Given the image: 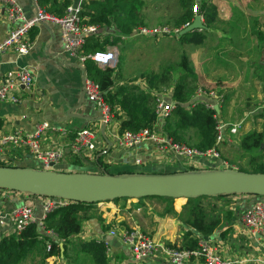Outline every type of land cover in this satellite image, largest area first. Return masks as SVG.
<instances>
[{
    "label": "crops",
    "instance_id": "0c3cea01",
    "mask_svg": "<svg viewBox=\"0 0 264 264\" xmlns=\"http://www.w3.org/2000/svg\"><path fill=\"white\" fill-rule=\"evenodd\" d=\"M16 1L27 17L34 15V0ZM210 1L217 9V16L211 23H206L204 18V30L194 31L192 65L199 77L201 87L217 88L216 90L225 98L223 105L229 101L225 105V111H222L223 105L220 108L223 121L231 125L239 124L241 115L239 117L240 113L235 114V112L240 111L243 105L234 107L232 102L235 101V94L229 95V93H233L237 88V92L243 93L242 98H248L249 90L244 86L251 83L256 86L253 89L256 99L261 101L264 98L262 90L264 73H259L260 70L264 72V0ZM81 2L82 0H73L72 4L77 6ZM148 23L147 15V26ZM11 30L12 25L7 21L4 8L0 4V43ZM117 32L116 28L109 27L100 34L112 38L118 36ZM127 37H122L121 40ZM31 39L33 48L28 55L20 57L14 52H7L0 57V79L7 72L22 66L29 67L35 77V85L31 90H23L19 103L0 102V136L18 131L34 132L41 126H47L41 132V143L47 148L65 149L66 156L59 164V169L69 173L103 175L104 171L99 160L108 166L107 173L112 175L181 173L178 169L181 163L179 159L165 157L151 144H143L137 148H122L117 138L120 134L119 123L115 119L110 126L103 129V124L99 121L100 111L88 101L85 94L83 100L81 98L84 93L82 64L78 58L68 56L64 52L58 25L48 23L37 26L31 33ZM159 40L155 39V41ZM129 75L130 73H127L126 77L122 76L120 65L115 73V81L119 78L116 87L137 84L148 90L145 79L135 81V77ZM240 86L242 89L239 88ZM85 127L98 129V148L93 160L83 157L80 160L82 165L78 166L74 164L69 149L75 133ZM246 133L249 131L242 136ZM239 141L233 136L231 142H225L220 146L219 153L223 161L225 156H230L232 149H238ZM3 159L8 160L14 167L33 168L39 165L26 151L14 148H7ZM136 159H140L142 165H137ZM219 163L206 161L205 165L211 167L209 171L213 170V164ZM149 199L153 198L121 199L117 202L99 203L88 211L75 212L74 218L83 225L75 240L103 242L109 264H171L164 257H156L145 263L140 262L121 243L118 236L126 229L137 227L147 232L156 242L182 247L184 234L192 232L197 240L203 238L216 244L226 257L239 260L252 259L244 264H264V236L249 235L241 219L244 210L256 201L264 202L263 197L235 194L222 198V201L216 200L221 202H214L215 204L209 207L206 204L210 212L213 210L214 216L220 217L222 221L220 228L210 237H203L191 231L183 221V216L179 212L186 201L183 199H162L165 203L166 215L171 213L178 218L179 213L181 217L178 218V222L169 219L168 222L155 225L152 213L156 212L155 206L158 203L154 202L152 206H148ZM44 202L45 199L39 196L0 190V240L11 234L12 213L17 207L24 204L31 205L37 218H42ZM144 215L150 216L152 222L146 221ZM175 224L179 228L173 227ZM112 232H116L118 236H113ZM33 258L34 255H31L23 264H32ZM47 262V264H67L54 257ZM75 264L92 263L89 257L82 256ZM187 264L202 263L192 261Z\"/></svg>",
    "mask_w": 264,
    "mask_h": 264
},
{
    "label": "trees",
    "instance_id": "16d2710c",
    "mask_svg": "<svg viewBox=\"0 0 264 264\" xmlns=\"http://www.w3.org/2000/svg\"><path fill=\"white\" fill-rule=\"evenodd\" d=\"M40 8L56 16H63L73 0H36ZM180 10L170 15L169 25L179 28L194 19V0H177ZM143 0H87L81 4L80 17L85 25L95 26L97 35L86 39L81 56L89 57L96 52L106 51L110 46L119 45L121 38L130 37L140 26H147V13L144 12ZM200 11L205 22L211 23L217 16V9L210 0L200 1ZM172 13L171 11H168ZM114 27L118 36H101L107 28ZM194 32H186L179 36L180 45L192 44ZM121 64V62H120ZM118 67H99L91 59L85 60V70L89 78L99 85L100 91L110 106L114 119L119 123V133L126 131L138 132L142 129L155 127L158 124L156 94L169 88L173 90L172 100L176 109L161 125L162 132L178 143L206 152L215 147L217 111L207 108L204 103L190 107V102L199 85V77L192 65L190 56L182 51L176 64L163 67L158 73H149L146 77L148 90L140 85H119L116 87L115 73ZM180 71L175 78L174 73ZM137 81V80H135ZM203 88V87H202ZM205 90V88H204ZM263 113V112H261ZM264 118V113L261 114ZM264 128L244 134L239 143V161L246 159L245 166L238 171L253 174H264ZM75 165L81 166V157L73 156ZM99 160V158H98ZM234 162V161H232ZM235 163V162H234ZM103 175L108 174V166L99 160ZM1 167H11L0 164ZM69 173L66 170L58 171ZM177 173V172H176ZM122 175V174H120ZM31 195V194H30ZM228 195L190 197L184 205L183 221L191 231L200 236L210 237L221 226L220 217L210 212L205 202L214 198L221 200ZM162 200V198H160ZM128 200V199H123ZM172 200V199H167ZM119 200H113L117 202ZM97 204L75 203L60 207L50 213L44 220L45 231H51L54 236L43 232L38 224H31L20 234L11 233L0 240V264H23L34 255L32 264H47L54 257L67 264H75L82 256L89 257L92 264H109L106 246L97 241H76L75 237L82 230V223L74 218L78 211H88ZM198 240L192 232H186L182 248H197ZM50 246V248H48Z\"/></svg>",
    "mask_w": 264,
    "mask_h": 264
},
{
    "label": "built area",
    "instance_id": "2783aa9c",
    "mask_svg": "<svg viewBox=\"0 0 264 264\" xmlns=\"http://www.w3.org/2000/svg\"><path fill=\"white\" fill-rule=\"evenodd\" d=\"M87 1V0H82ZM82 2L75 6L71 4L67 7L63 16H56L39 7L36 0L35 12L31 17H27L16 0H0V4L5 11L7 21L12 25L9 35L0 43V57L7 52H14L17 56H26L33 48L31 39L32 31L41 24H56L60 28V34L66 55L78 58L84 72V94L89 102L93 103L101 113V123L105 128L110 126L114 120V114L110 106L106 103L99 85L95 83L86 74L85 60L91 59L99 67H114L119 60V46H110L106 51L96 52L87 57L81 56L86 39L90 35H97L99 32L95 26L85 25L80 17ZM192 22L179 28L171 26L150 27L140 26L131 35L132 37H151L154 39L176 38L183 35L187 28L193 24L196 18L202 22L204 17L200 11V0H194ZM130 36V37H131ZM124 38V37H123ZM113 39V38H112ZM35 85L34 73L29 67H19L9 71L0 79V102L19 103L20 94L23 90H31ZM173 90L170 89L168 95L170 98L156 94L158 102L156 113L158 124L155 127L142 129L138 132L126 131L117 136L119 145L124 148H137L143 144H151L154 149L168 158H176L181 161L178 169L181 173L208 171L211 167L206 166L205 162H220L213 164V170H237V166L223 161L219 148L225 142H231L232 137L238 133L239 124L231 125L222 120L220 108L225 102L222 94L214 90H204L200 87L190 102V107L198 103H204L207 108H218L216 119V142L215 147L206 152L196 148L189 147L186 144L178 143L162 132V123L169 118L176 109V103L172 100ZM47 126H41L34 132H15L9 135L0 136V164H11L4 160L5 150L7 148L26 151L43 170L58 168L59 164L65 159L66 151L64 148H47L41 143V132ZM98 129L96 127H85L75 133L69 153L75 157H85L89 160L95 158L94 154L98 148ZM203 160V161H202ZM137 165H142L140 159H136ZM53 166V167H52ZM211 166V165H210ZM14 167V166H11ZM210 171V170H209ZM2 191H8L0 189ZM42 197V196H39ZM45 199L43 204L42 218H37L31 205L24 204L17 207L13 215V229L11 233L20 234L28 228L29 225L38 224L40 229L48 235L54 236L51 231H45V218L60 207L68 206L69 202L57 197H42ZM242 223L251 236H264V202L256 201L253 205L244 210L242 214ZM112 235H117L112 232ZM118 236V235H117ZM121 243L127 247L133 256L140 262H148L156 257H164L171 264H187L192 261L202 264H244L252 259L239 260L224 256L218 246L203 238L198 239V245L195 249L176 247L170 243L156 242L148 233L139 228L124 230L118 236ZM50 248V246H48Z\"/></svg>",
    "mask_w": 264,
    "mask_h": 264
},
{
    "label": "water",
    "instance_id": "95a60500",
    "mask_svg": "<svg viewBox=\"0 0 264 264\" xmlns=\"http://www.w3.org/2000/svg\"><path fill=\"white\" fill-rule=\"evenodd\" d=\"M197 30H204V24L199 18L194 20L185 33ZM81 98L83 100L84 93ZM215 110L218 112V108ZM103 127L105 130V125ZM0 189L62 198L69 202L68 206L121 199H186L235 194L264 197V174L230 169L175 174L95 175L58 172L56 167L36 170L0 166Z\"/></svg>",
    "mask_w": 264,
    "mask_h": 264
},
{
    "label": "rangeland",
    "instance_id": "374dc122",
    "mask_svg": "<svg viewBox=\"0 0 264 264\" xmlns=\"http://www.w3.org/2000/svg\"><path fill=\"white\" fill-rule=\"evenodd\" d=\"M143 1L146 4L144 5V10L146 11L149 17L148 25L150 27H163V26H171L173 28L175 27L174 25H169L168 22H170V20L169 21L167 20L170 18V15H174L175 12L180 10L179 5L176 2L177 0H143ZM168 11H171L172 13H169ZM165 16L168 17L165 18ZM149 38L151 37H140V38L127 37L120 41L119 44L120 58H119V62L116 65L117 66L121 65L123 77H126V74L130 73L129 76L135 77L134 80L137 81L140 79L146 80V77L149 73L152 72L158 73L160 70L163 69V67L168 66L169 64H176L180 60L182 51L186 52L192 60V44L185 46L180 45L178 39H175L176 35H174L173 38H169V37L162 38L159 41H155L154 38H152L154 40ZM179 72L180 71H177L173 74L175 78L178 76ZM259 73H264V72L263 70H260ZM116 82L117 84L119 83V78L116 79ZM255 87L256 86L251 85V83L247 84V86H244L245 89L249 90L248 98H242L243 93L237 92V88L234 89L233 93L231 94L229 93V95L235 94L234 96L235 101L232 102V105H234V107L235 105L236 106L243 105V108L240 111L238 112L234 111L235 114L240 113L239 117L241 115L242 118V119L240 118L241 126L238 128V133L236 135L238 140L241 139L242 134L245 132L248 131L251 132L253 130L261 131L264 128V118L261 115L264 113V98L261 101L256 99V93L253 90L255 89ZM239 88L242 89V86H240ZM170 89L171 88L161 93L159 92V95L163 97L167 96L168 90ZM214 89L215 92H218L216 90L217 88H212V86L206 88L205 90H214ZM262 90L264 93V84L262 85ZM228 102H226L225 105L228 104ZM225 105H223L224 110L222 111L226 110ZM244 128H247V130H245ZM238 151H239V146L238 149H232L231 151L232 153L229 154L230 156H225V161H227L229 164L236 165L237 170L240 166H245V162H246V159L239 161ZM232 161H234L235 163ZM33 169L42 170V168L39 165L33 167ZM58 171H63V170L60 168ZM213 171H220V170L214 169ZM187 173H191V172H187ZM221 201H216L214 198H210L205 202V204H207L209 207V205ZM225 201L226 200H224V202ZM154 202L158 203L155 206L156 212L152 213L154 214L153 222L155 223V225L161 224L163 222H168L169 219L177 220L178 222V218L181 217L180 214L182 216H185L186 214L184 213V206H182V209L179 211L181 213L180 214L178 213V218H176L175 215L171 213L166 215L164 213L165 203L159 198H153V199H149L147 204L148 206H152ZM186 203L187 201L184 202V205ZM144 219H146V221H150L152 218L150 216L144 215ZM176 226L178 227V225L176 224L175 226L173 225V227Z\"/></svg>",
    "mask_w": 264,
    "mask_h": 264
}]
</instances>
